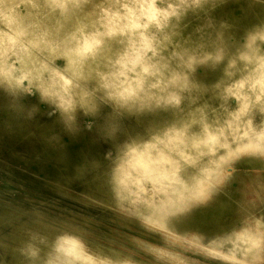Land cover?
I'll return each mask as SVG.
<instances>
[{"label":"clouds","instance_id":"obj_1","mask_svg":"<svg viewBox=\"0 0 264 264\" xmlns=\"http://www.w3.org/2000/svg\"><path fill=\"white\" fill-rule=\"evenodd\" d=\"M218 4L30 0L31 15L19 18L24 31L18 47L26 45V53L10 54L3 35L0 132L38 134L52 150L64 137L88 133L107 147L102 160L114 163L126 162L131 146L151 145L154 157L161 150L167 154L176 179L166 193L156 194L153 208L143 214L128 211L126 197L120 198L121 211L136 219L143 235L133 241L139 259L127 257L118 264H264V178L242 190L231 222L214 223L212 232L224 237L216 246L222 254L209 250V229L193 212L231 185L242 163L264 164V25L246 32L233 48L230 26L215 21ZM146 5L157 8L156 15L146 20L138 15V23H129L133 11ZM20 7L3 3L5 33L10 10ZM146 41L150 47L145 49ZM137 52L143 63L161 64L168 74L149 73L132 59ZM221 64L219 84L200 82L201 71ZM134 81L141 84L132 93L127 85ZM209 91L225 101L234 98L236 106L221 105L223 111L200 106ZM194 113L199 119H192ZM161 127L179 128L182 140L166 144L157 136ZM259 172L264 175V168ZM99 179L113 185L115 174L101 173ZM161 200L167 205L162 229L145 219L160 211ZM14 254L16 264H101V250L87 231L66 224L31 231Z\"/></svg>","mask_w":264,"mask_h":264},{"label":"rangeland","instance_id":"obj_2","mask_svg":"<svg viewBox=\"0 0 264 264\" xmlns=\"http://www.w3.org/2000/svg\"><path fill=\"white\" fill-rule=\"evenodd\" d=\"M5 2H16L26 12L30 0H0V8ZM157 11L151 5L141 7L139 13L133 11L129 23H138V15L146 20L155 16ZM214 15L218 25L230 26L228 32L236 41L231 46L235 48L239 46L246 32L264 25V0H219ZM3 17L4 12L0 9V27L5 29ZM7 23V31L18 41L24 25H18L13 19ZM196 23L199 22L193 21L194 25ZM2 39L0 35L1 44ZM8 43L10 54L19 57L26 53V50L24 52L23 48L18 47V42L12 44L9 39ZM147 47L150 44L146 41L145 49ZM132 59L142 63L149 73H156L157 76L168 74L161 64L143 63L141 52H137ZM61 63L62 60L56 61L58 65ZM223 67L221 64L201 71L200 82L206 87L219 84L224 79ZM123 70L127 74V69ZM139 84L141 81H134L127 87L130 92L135 93ZM198 104L223 111L221 105L232 110L236 101L234 98L225 101L209 91L203 93ZM192 119H199V114L194 113ZM158 133V138L168 145L178 144L183 138L179 128L161 127ZM106 151L107 147L94 142L88 133L72 138L64 137L52 150L41 142L38 134L22 130L0 132V264H16V246L28 233L50 223L86 230L101 250V264H112L114 258L139 259L140 252L133 241L139 239L143 233L128 211L143 214L153 208L156 194L166 193L176 177L169 170L171 165L168 163L167 154L161 150L154 157L151 145L143 150L131 146L127 161L119 163L102 160V154ZM143 163H148L149 166H144ZM239 167L240 171L231 185L206 204L193 209L197 221L209 229V250L214 254H222L216 251V246L221 245L224 240L223 236L212 232L214 223L221 219L231 222L234 218L233 202L240 198L247 185L254 181L259 183L264 178L257 170L264 168V164L259 161L249 160ZM101 173L109 176L115 174V183H103L99 179ZM123 173L129 174L131 179L129 196L122 201L128 211H121L118 206ZM243 176L248 184L241 180ZM149 188L152 189L151 193ZM160 203V211L146 216L145 219L162 229L165 226L167 205L163 200ZM219 264L224 262L220 261Z\"/></svg>","mask_w":264,"mask_h":264},{"label":"bare ground","instance_id":"obj_3","mask_svg":"<svg viewBox=\"0 0 264 264\" xmlns=\"http://www.w3.org/2000/svg\"><path fill=\"white\" fill-rule=\"evenodd\" d=\"M11 4H17L16 2H13V3H11ZM1 9V11L2 12H4V9H3V7H1L0 8ZM31 13H32V10L30 9V8H26V12H24V11H22L21 10V8H19V9H16V8H13V9H11L10 10V12H9V14H8V16H7V21H10V19H13V21H15L18 25H21V23H20V17H24V16H30L31 15ZM133 14H134V12H133ZM2 21H4V17L2 18ZM112 23L113 24H115V23H117V19L116 18H112ZM23 25V24H22ZM4 34H7V36H8V40L10 39V42L13 44V43H17L18 41L16 40V38L15 37H13L12 35H11V33L10 32H6L5 33V29H3V28H1L0 27V35L3 37V35ZM20 48H23L24 49V52H25V50L27 51V46L25 45V46H23V47H20ZM0 56L1 57H3L4 56V48L2 47V44L0 43ZM158 135H159V133H158ZM144 164V163H143ZM118 165V164H117ZM143 166V165H142ZM144 166H149V164L148 163H146V164H144ZM115 169V168H114ZM118 169V168H117ZM131 170V169H130ZM258 171H259V169H257ZM118 172H120L119 170H118ZM139 173V172H138ZM122 175V178L120 179L121 180V190H120V197H127V196H129V191H130V187H129V185L131 184V179H130V177H129V174H121ZM132 175V174H131ZM135 176H136V174H135ZM119 180V181H120ZM241 180L243 181V182H245V183H249L247 180H246V178L243 176V177H241ZM98 189H100V188H98ZM119 189V188H118ZM132 189V188H131ZM115 193V192H114ZM136 193H139V191L138 192H136ZM117 196V195H116ZM118 197V196H117ZM145 197H147L146 195H145ZM118 199V198H117ZM139 199V198H138ZM116 200V199H115ZM103 201V200H102ZM126 202H127V200H126ZM132 202H135V201H132ZM155 202V201H154ZM120 203V202H119ZM124 203V202H123ZM126 205V204H125ZM119 206V205H118ZM135 207H137V206H135ZM140 208V207H139ZM159 228V227H158ZM210 248V247H209ZM216 251H217V249H216ZM5 259V258H4ZM10 259V258H9ZM118 261H120V260H118V259H116V258H114L113 259V263L112 264H118Z\"/></svg>","mask_w":264,"mask_h":264}]
</instances>
